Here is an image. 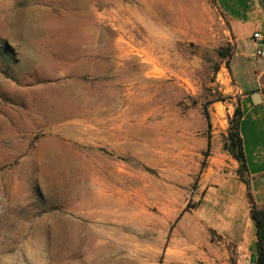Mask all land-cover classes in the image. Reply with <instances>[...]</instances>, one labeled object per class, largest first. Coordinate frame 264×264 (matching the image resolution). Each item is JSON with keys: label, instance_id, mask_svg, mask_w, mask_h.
<instances>
[{"label": "rangeland", "instance_id": "374dc122", "mask_svg": "<svg viewBox=\"0 0 264 264\" xmlns=\"http://www.w3.org/2000/svg\"><path fill=\"white\" fill-rule=\"evenodd\" d=\"M235 39L215 0H0V264H246L205 226L232 201L252 240L264 201L232 148L264 62Z\"/></svg>", "mask_w": 264, "mask_h": 264}, {"label": "crops", "instance_id": "0c3cea01", "mask_svg": "<svg viewBox=\"0 0 264 264\" xmlns=\"http://www.w3.org/2000/svg\"><path fill=\"white\" fill-rule=\"evenodd\" d=\"M244 1L247 3V6L245 7L242 4ZM215 2L218 8L228 18L232 26V31L236 38V49L238 48L240 43L250 40L254 32L260 31L264 33V0H215ZM238 11H244L245 15L243 13H241V15L243 14L242 16L238 15ZM235 56L242 57L243 55L238 52L235 54ZM236 83L240 88V93H242L240 100L238 134L241 138L242 147L244 149L247 160L250 159L251 162L256 163L259 162V159L264 158V142L261 140L259 134L261 130H263L264 124L261 125L262 127H259L257 124H255L258 120L264 121V100L261 94H259L262 102L256 105L252 103L250 95L257 87V79L254 83L246 81L238 82L237 80ZM247 116H250L248 123ZM243 123H246L245 129H243ZM244 175L247 178H250V176L262 177L264 176V172L260 171L251 174H247L246 172ZM262 179L264 180L263 177ZM235 181H242V179L239 176L226 177L218 180L213 185L206 187L203 190L202 195L198 201L197 208L202 204L218 205V198H221L218 194L229 193L230 187L232 186L231 182ZM254 199L258 203L257 205L264 206V201L258 200L257 197H255ZM240 203L242 208L243 206L246 208L249 219L248 198L247 202H245V205H243V200L240 201ZM233 206L234 205L232 201L229 203H224L223 211L220 214V219H222L223 224L218 223L216 227L208 224L205 226L215 232L225 241L236 244L240 253V257L246 260V264L251 261L252 258H254L255 264V251L254 249H252V246H254L256 241L255 236L252 240H249L244 234L245 230L249 226V223L245 222L243 226L244 228L239 237L231 234V231L229 230L233 223Z\"/></svg>", "mask_w": 264, "mask_h": 264}, {"label": "trees", "instance_id": "16d2710c", "mask_svg": "<svg viewBox=\"0 0 264 264\" xmlns=\"http://www.w3.org/2000/svg\"><path fill=\"white\" fill-rule=\"evenodd\" d=\"M232 141V148L236 151L234 158L240 165V174L243 175L247 172V169L241 138L238 134V124L235 137ZM242 175H240V178L242 181L246 182ZM247 198L249 202V219L255 228V264H264V206L257 205L252 200V196L249 191H247Z\"/></svg>", "mask_w": 264, "mask_h": 264}, {"label": "built area", "instance_id": "2783aa9c", "mask_svg": "<svg viewBox=\"0 0 264 264\" xmlns=\"http://www.w3.org/2000/svg\"><path fill=\"white\" fill-rule=\"evenodd\" d=\"M251 39L255 45L253 57L264 62V33L260 31L254 32L251 36ZM260 77L264 78V68L260 71Z\"/></svg>", "mask_w": 264, "mask_h": 264}, {"label": "water", "instance_id": "95a60500", "mask_svg": "<svg viewBox=\"0 0 264 264\" xmlns=\"http://www.w3.org/2000/svg\"><path fill=\"white\" fill-rule=\"evenodd\" d=\"M253 104H260L262 102L259 93L253 92L250 95Z\"/></svg>", "mask_w": 264, "mask_h": 264}, {"label": "bare ground", "instance_id": "6f19581e", "mask_svg": "<svg viewBox=\"0 0 264 264\" xmlns=\"http://www.w3.org/2000/svg\"><path fill=\"white\" fill-rule=\"evenodd\" d=\"M185 230V229H184Z\"/></svg>", "mask_w": 264, "mask_h": 264}]
</instances>
